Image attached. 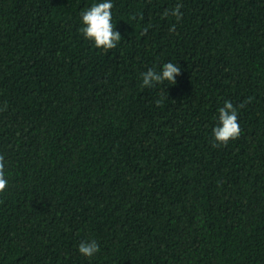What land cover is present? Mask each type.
<instances>
[{"label": "trees", "instance_id": "trees-1", "mask_svg": "<svg viewBox=\"0 0 264 264\" xmlns=\"http://www.w3.org/2000/svg\"><path fill=\"white\" fill-rule=\"evenodd\" d=\"M93 2L0 0V264H264V0H113L106 52Z\"/></svg>", "mask_w": 264, "mask_h": 264}, {"label": "clouds", "instance_id": "clouds-1", "mask_svg": "<svg viewBox=\"0 0 264 264\" xmlns=\"http://www.w3.org/2000/svg\"><path fill=\"white\" fill-rule=\"evenodd\" d=\"M113 0H94V2L80 11V32L82 37L90 41L101 51H108L118 46L121 41V33L116 30L113 21ZM168 13L165 12V15ZM171 14L179 20L181 13L179 8L172 10ZM181 73V66L171 61L164 62L158 67H149L140 76V86L156 87L167 82L175 84L177 76ZM241 129L238 123V107L229 100L223 101L217 109L216 123L211 129L213 147L226 145L229 140H235L240 135ZM4 157L0 156V193L6 189L8 180L5 176ZM78 252L91 260L100 251V244L95 238L81 240Z\"/></svg>", "mask_w": 264, "mask_h": 264}]
</instances>
